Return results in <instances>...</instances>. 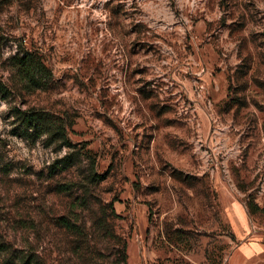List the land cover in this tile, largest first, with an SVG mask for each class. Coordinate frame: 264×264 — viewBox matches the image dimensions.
<instances>
[{"label":"rangeland","instance_id":"rangeland-1","mask_svg":"<svg viewBox=\"0 0 264 264\" xmlns=\"http://www.w3.org/2000/svg\"><path fill=\"white\" fill-rule=\"evenodd\" d=\"M125 247L264 264V0H0V264Z\"/></svg>","mask_w":264,"mask_h":264},{"label":"trees","instance_id":"trees-1","mask_svg":"<svg viewBox=\"0 0 264 264\" xmlns=\"http://www.w3.org/2000/svg\"><path fill=\"white\" fill-rule=\"evenodd\" d=\"M31 63L33 65V69H42V68H45V66L43 65V63H40V62H37L35 59H31ZM35 75L33 74L32 75V79H34ZM31 79V80H32ZM31 120L33 121H40L42 120V117L39 116V114H36V113H33L31 116H30ZM62 134H60L61 136ZM66 161V160H65ZM62 222H66V219L64 217H61ZM67 227H70L69 223H64ZM30 260L32 259H28V262H30ZM27 261V259L25 260ZM123 261L125 264H127V254H126V247L124 248V251H123ZM33 264H38L36 262H34Z\"/></svg>","mask_w":264,"mask_h":264}]
</instances>
